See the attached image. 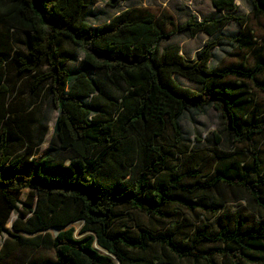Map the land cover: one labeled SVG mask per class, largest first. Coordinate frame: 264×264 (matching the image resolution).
<instances>
[{
	"label": "trees",
	"instance_id": "trees-1",
	"mask_svg": "<svg viewBox=\"0 0 264 264\" xmlns=\"http://www.w3.org/2000/svg\"><path fill=\"white\" fill-rule=\"evenodd\" d=\"M86 1L0 0V241L9 236L0 264H38L24 261L26 251L10 261L11 238L49 245L54 259L41 264H264V115L251 92L264 93V57L256 54L251 68H211L215 42L194 61L178 44L162 47L177 32L213 37L235 22L233 40L254 51L247 19L227 14L176 25L133 7L93 27L83 19ZM211 1L219 11L237 10L235 0ZM247 1L251 16L264 20V0ZM119 3L108 0L112 8ZM78 59L84 68L68 71ZM12 73L33 75L31 90L39 96L46 88L59 111L40 159L46 127H34L23 103H12ZM207 107L238 151L215 148L206 159L184 139L181 118ZM238 201L245 206L232 211ZM19 205L13 230L37 234L31 239L6 229ZM137 213L160 228L131 222ZM77 222L81 238L69 227Z\"/></svg>",
	"mask_w": 264,
	"mask_h": 264
},
{
	"label": "rangeland",
	"instance_id": "rangeland-1",
	"mask_svg": "<svg viewBox=\"0 0 264 264\" xmlns=\"http://www.w3.org/2000/svg\"><path fill=\"white\" fill-rule=\"evenodd\" d=\"M86 5L87 6L83 12V19L93 27L107 22L119 11L133 7L148 8L157 16H169L174 20L176 25L184 24L193 18L198 22H202L204 20H210L227 14H236L247 19L248 27L251 30V34L248 37L255 45L254 51L241 47L239 43L233 40L240 31V27L235 22L229 23L221 34L213 37H209L203 33H199L195 37H192L188 32H177L163 41L162 47L169 44H178L181 47L185 59L187 61H194L196 60L197 54L207 43L215 42L216 46L211 50V68H224L229 66L241 67L242 65L251 68L255 64L256 54L261 53L264 57V20L254 19L251 16L250 4L247 0H235V5L237 6L235 12L219 11L214 8L211 0H120V3L116 8H112L108 4V0H87ZM167 29L171 31L172 27L170 26ZM65 67L70 72H76L82 70L84 65L82 59H78L77 61L68 62ZM46 70L47 68L44 67L43 71ZM262 79H264V75ZM32 80L33 75L19 79L12 73L10 74L9 84L11 86L14 84L15 86V95L11 97L12 103H23L24 110L21 112L32 113L31 119L34 120V127H37V122H42L46 127L44 141L40 146L36 147V158L40 159L50 148L54 135V123L58 117L59 111L54 106L46 88H43L39 96L35 91L31 90ZM178 82L191 90L200 91L202 89L201 85L189 82L183 78H179ZM251 92L257 110L264 115V93L256 90H251ZM180 124L184 139L190 143L191 148L198 151L200 155L206 159L213 155V150L215 148L227 152L238 151L236 148L230 147V144L223 140L220 132L222 128L221 121L217 111L213 107H207L204 111L185 114L181 118ZM23 147L21 145L18 147L16 146L20 153L23 152ZM26 147L28 148V144H26ZM259 151L261 160L264 164V138L260 141ZM29 192L30 190L27 188L22 190V202L26 200ZM229 205H231L232 211H235L239 207L245 206V203L238 201ZM22 207V205H19L12 213L6 229L7 231L13 232L15 235H21L26 239H31L37 234L30 235L15 232L12 227L13 222L18 218V214ZM185 217L191 218L187 214H185ZM192 218L193 220H196V217ZM206 218L207 217H204L205 221H207ZM131 222L160 228L157 223L151 221L145 215L140 213L134 214ZM173 224L174 223H167L165 224V228L172 226ZM69 227L75 229L77 238L84 236L80 233V230L83 227L82 222L73 223ZM59 230L60 229L53 228L48 232L51 236H55ZM8 237L7 234L2 236L0 241V251ZM14 240V238H11L8 242L10 261L15 262L17 258H21L25 251L27 254L24 258L25 262L35 261L38 264H41L54 259V254L49 245H44L42 247H33V245L29 243L18 245ZM98 249L105 253L102 249Z\"/></svg>",
	"mask_w": 264,
	"mask_h": 264
},
{
	"label": "bare ground",
	"instance_id": "bare-ground-1",
	"mask_svg": "<svg viewBox=\"0 0 264 264\" xmlns=\"http://www.w3.org/2000/svg\"><path fill=\"white\" fill-rule=\"evenodd\" d=\"M105 252V251H104Z\"/></svg>",
	"mask_w": 264,
	"mask_h": 264
}]
</instances>
